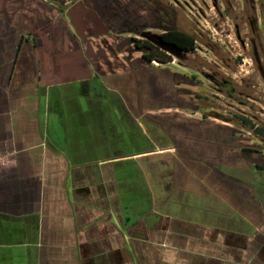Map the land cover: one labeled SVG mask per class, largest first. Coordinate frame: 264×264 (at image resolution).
Masks as SVG:
<instances>
[{
    "label": "crops",
    "instance_id": "crops-1",
    "mask_svg": "<svg viewBox=\"0 0 264 264\" xmlns=\"http://www.w3.org/2000/svg\"><path fill=\"white\" fill-rule=\"evenodd\" d=\"M152 30L154 0H0V264H248L262 255L264 222L236 206L264 191L234 163L222 136L230 127H167L169 145L141 123L154 96L169 98L154 91V62L134 51L133 39ZM127 138L146 145L123 153ZM174 148L179 155H164ZM154 156L172 165L165 180L148 165Z\"/></svg>",
    "mask_w": 264,
    "mask_h": 264
},
{
    "label": "rangeland",
    "instance_id": "rangeland-1",
    "mask_svg": "<svg viewBox=\"0 0 264 264\" xmlns=\"http://www.w3.org/2000/svg\"><path fill=\"white\" fill-rule=\"evenodd\" d=\"M168 30L193 35L196 50L185 52L161 45L159 35ZM135 39L159 46L172 57L169 64L153 63L154 91L169 98L154 96V114L145 115L142 125L148 129L154 126V135L162 138L159 142L169 145L166 141L171 132L165 131L167 127H230L222 136H231V149L238 156L234 163L239 161L247 166L248 180L254 178V191H264L263 169L258 168L264 165V0H154V30ZM135 49L144 51L134 46ZM128 85L124 92L130 96ZM139 96L130 103L135 106L140 102ZM137 129L136 126L134 136L139 138L142 134ZM256 129L263 132L256 134ZM131 134L127 131L120 135L129 138ZM177 134L181 141L182 133ZM197 135L205 140L204 135ZM128 138L118 147L123 153L141 150L146 145ZM175 146L182 145L178 141ZM171 150V154L164 155H179L181 149ZM160 160L154 156V164L148 165L154 168L155 177L165 180L167 165ZM240 199L236 207L241 215H249L257 225L264 222V195L254 201L249 198V202ZM262 241L263 258L259 255L248 264H264V238ZM257 244L253 253L256 256Z\"/></svg>",
    "mask_w": 264,
    "mask_h": 264
},
{
    "label": "trees",
    "instance_id": "trees-1",
    "mask_svg": "<svg viewBox=\"0 0 264 264\" xmlns=\"http://www.w3.org/2000/svg\"><path fill=\"white\" fill-rule=\"evenodd\" d=\"M160 40L164 44L173 46L177 50L185 52H193L196 50V38L188 33L182 32L180 30H168L159 35ZM136 44V47L143 49V57L149 63L158 62L159 64H169L172 61V57L164 52L161 47L156 46L147 41H138L133 39ZM254 129V127L252 126ZM256 134H259L263 131L256 129ZM259 169L264 167L258 166Z\"/></svg>",
    "mask_w": 264,
    "mask_h": 264
},
{
    "label": "water",
    "instance_id": "water-1",
    "mask_svg": "<svg viewBox=\"0 0 264 264\" xmlns=\"http://www.w3.org/2000/svg\"><path fill=\"white\" fill-rule=\"evenodd\" d=\"M159 41H160V44H161V45H165V46H167V47H172V48H174L173 46H170V45L164 44V43L162 42V40H160V38H159ZM174 49H176V48H174ZM176 50H177V49H176ZM178 51H180V50H178Z\"/></svg>",
    "mask_w": 264,
    "mask_h": 264
},
{
    "label": "flooded vegetation",
    "instance_id": "flooded-vegetation-1",
    "mask_svg": "<svg viewBox=\"0 0 264 264\" xmlns=\"http://www.w3.org/2000/svg\"><path fill=\"white\" fill-rule=\"evenodd\" d=\"M134 44H135V42H134ZM135 46H136V44H135ZM243 149L245 150L246 148H243ZM245 153H251V151H245Z\"/></svg>",
    "mask_w": 264,
    "mask_h": 264
}]
</instances>
